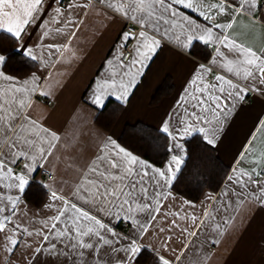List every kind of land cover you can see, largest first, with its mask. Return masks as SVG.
<instances>
[{
    "label": "crops",
    "instance_id": "crops-1",
    "mask_svg": "<svg viewBox=\"0 0 264 264\" xmlns=\"http://www.w3.org/2000/svg\"><path fill=\"white\" fill-rule=\"evenodd\" d=\"M62 1L44 0L41 16L26 27L22 36L23 44L32 47L37 55V59L33 60L36 63L35 71L19 78L8 74L3 68L7 75L15 78L16 86H21L28 80L27 87L31 88L33 76L37 78V90L27 93L31 102L25 109V115L31 116L59 137L43 167L28 175L29 183L25 192L20 194L21 200L16 206L17 214L13 216L14 221L25 225L33 233L42 234L47 233L43 223L47 221L50 225V218L56 214L46 205H61L60 200L53 201L51 193L56 192L60 197L74 201L75 189L84 182L86 175L91 178L87 170L93 161H97L109 141L126 149L146 164L165 168L172 152H169L164 163L159 166L133 153L119 139L127 125L137 123L151 126L163 133L162 121L188 107L183 102L187 99V93L198 86H190L194 69L200 71L198 65L209 69L203 75L205 83H217L216 80L207 81V77L217 71V76H224L239 87H259L253 85L250 80L238 79L227 73L224 68L213 64L214 59H217L219 64L225 63L223 59L216 57L217 47H220L228 59H236L222 44L205 45L202 41H194L186 51L174 40L170 41L165 37L161 40L162 46L142 69V74L136 76L137 82L129 90L126 100H117L116 96L121 92V81L127 82L128 79V76L124 75L127 69L121 67V62L128 65L133 60L134 45L137 43L136 40L125 42L121 39L122 35L128 32L127 24L137 25L141 29L139 32L146 31L149 36L153 33L114 12L105 0H69L67 5H63ZM258 2L261 5L262 0ZM57 8L61 9L62 14L57 15ZM184 11L195 16L189 10ZM262 17L264 11L254 10V14L250 15L238 10L232 18L233 27L224 35L258 54L264 53ZM227 19L217 16L211 24L215 25ZM40 20L44 23L41 24ZM45 25L49 33L47 36L42 35L46 30ZM214 31L219 32L218 29ZM139 32L132 35L138 36ZM1 33L7 32L0 29ZM174 34H179L178 30ZM156 38L159 39V36ZM180 39L184 40V37L181 35ZM49 45L54 47L50 48ZM128 45H131V56L124 62L122 56ZM16 50L20 52L17 45ZM243 67L241 65V76ZM137 68L139 65L133 67L129 75L134 74ZM104 83H114L115 86L108 89L112 94L105 96L103 106L100 107L94 104L93 100ZM10 86L11 82L0 80V88ZM41 92H47L48 95L42 96ZM158 92L164 94L154 102ZM17 95L23 97L25 94ZM109 100L122 103L123 110L113 128L106 130L97 122V117ZM175 126L176 120L172 119L170 129ZM188 139L181 142L185 144ZM252 144L255 147L249 153L247 149ZM171 146L172 141L169 139L168 149ZM112 147V144H108L104 155L109 156ZM210 147L215 149L220 160L229 167L225 182L217 192L206 190L196 202L173 190L176 179L169 189H163L166 193L170 192V195L162 200L155 219L150 220L147 215L138 214L139 219L148 220L150 223L141 241L150 251L142 254L138 264H156L157 254L174 261L175 264H190L200 261L202 257L207 258L203 264H264V203L249 195L251 188L242 190L243 194L238 195L237 186L230 184L228 180L241 163L245 168H251L252 163L264 155V93L248 91L245 100L235 106L233 115L217 143ZM245 156L247 160L242 159ZM99 163L103 167V162ZM18 164L19 162L11 165L15 173L23 170L24 165L21 171L15 170ZM41 169L53 173L54 179L48 182L52 192L46 193L43 190L45 197L37 206L26 194L35 184L33 179L40 177ZM260 182L264 183V180ZM0 192L13 196L16 194L15 189L11 193L3 189H0ZM193 217L196 218L195 222ZM104 222L107 223V220ZM122 224L113 221L111 226L121 237L135 235L129 226L125 228ZM3 237L4 234L0 233V241ZM24 239L30 247L26 248L21 243L10 255L0 248V257L4 258L0 260V264H26V261L28 264H43L47 256L35 255L32 250L43 248L49 242L43 240V235L35 234ZM92 239L95 244L96 239ZM50 242L55 243L58 248L61 247V241L55 238H51ZM125 243V240H120L114 242L113 247L122 248ZM91 255L92 253L88 252L86 256L88 264H97L90 258ZM99 255L103 257L100 264H118L123 253L111 252L107 246H102Z\"/></svg>",
    "mask_w": 264,
    "mask_h": 264
},
{
    "label": "snow or ice",
    "instance_id": "snow-or-ice-1",
    "mask_svg": "<svg viewBox=\"0 0 264 264\" xmlns=\"http://www.w3.org/2000/svg\"><path fill=\"white\" fill-rule=\"evenodd\" d=\"M105 2L117 14L135 21L153 33L152 36L146 31L139 32L138 36H133L131 32L122 35L123 41L136 40L137 43L134 45L133 60L128 65L121 62V67L127 69L124 75L128 76V79L127 82L121 81L119 85L121 92L116 96L117 100H126L129 90L137 82L136 76L142 74V69L162 46L161 40L165 37L170 41L174 40L186 51L194 41H202L205 45L222 44L236 59H228L220 47H217L216 57L223 59L225 63L219 64L218 60L214 59L213 64L224 68L227 73L238 79L250 80L253 85L259 87H239L224 76H216L215 84L205 83L203 75L209 69L204 65H198L200 71L194 69V78L190 81V86H198L187 93V99L183 102L188 107H184L182 112L171 114L161 123V131L172 141L168 151L173 154L165 168L146 164L126 149L109 141L108 144L113 145L110 155H104V150L108 149V144H105L97 161H93L87 170L91 178L86 175L84 182L75 189L74 201L60 197L56 192L51 193L53 201L60 200L61 205L59 207L53 204L46 205L56 212L50 218L52 223L50 225L47 221L43 223V227L47 229L46 234L33 233L25 225L14 221L13 216L17 214L16 206L21 200L20 194L25 192L29 183L28 175L43 167L59 137L31 116L25 115V109L31 102L27 93H34L37 90L39 86L35 83L37 78L33 76L31 88L27 87L28 80L23 85L16 86L15 78L3 71L8 55L6 52H0V80L9 81L12 85L9 88H0V153H2L0 189L6 190L7 193L16 190L15 196L0 192V205H3L0 206V233L4 234L0 248L9 255L21 243L26 248L30 247L24 237L35 234L43 235V240L49 242L43 248L37 247L32 250L35 255L47 256L43 264H88L86 259L88 252L92 253L90 258L100 264L103 261V257L99 255L102 246H107L111 252L123 253L118 264H138L142 254L150 251L141 242L150 223L148 220L139 219L138 214L147 215L150 220H154L159 213L162 200L170 195V192L166 193L163 189L170 188L185 160L189 159L188 150L181 141L198 134L208 146H214L232 117L235 106L245 100L247 92L264 93V53L258 54L224 35L233 27L232 18L238 10L250 15L254 14V10L264 11V6H261L258 0H105ZM43 3L44 0H0V29L10 34L19 47L20 54L31 60H36L37 55L32 47L23 44L22 36L26 27L41 16ZM184 10H189L195 16L187 14ZM56 13L62 14L61 9L57 8ZM217 16L228 19L212 25L211 21ZM261 22H264V17L261 18ZM40 23L43 24L44 21L40 20ZM45 29L42 35L47 36L49 34L47 25ZM216 29L219 32H215ZM176 30L179 34H174ZM181 35L184 40L180 39ZM136 65H139V68L134 74L129 75ZM241 65L244 66L242 76ZM114 86V83L102 84L95 94L93 103L102 107L105 96L112 94L108 89ZM17 93L25 95L21 97ZM40 95L46 96L48 93L41 92ZM172 119L176 120V126L170 129ZM254 147V144L250 145L247 151L251 153ZM242 159L247 160V157ZM17 162L24 164L20 173H15L11 167ZM99 162H103V167ZM228 180L230 184L237 186L238 195L243 194L242 190L251 188L249 195L264 203V183L260 182L264 180V155L260 160L254 161L251 168H245L241 163ZM105 219L107 223L104 222ZM195 219L193 217L194 222ZM113 221L117 224H128L135 235L119 236L111 226ZM219 229L218 225L217 230ZM51 238L61 241V247L58 248L55 243H51ZM92 238L96 239L95 244ZM120 240L126 241L124 246L113 247L114 242ZM3 259L0 257V260ZM206 259L202 257L200 261H193L190 264H203ZM156 264L175 262L157 254Z\"/></svg>",
    "mask_w": 264,
    "mask_h": 264
},
{
    "label": "trees",
    "instance_id": "trees-1",
    "mask_svg": "<svg viewBox=\"0 0 264 264\" xmlns=\"http://www.w3.org/2000/svg\"><path fill=\"white\" fill-rule=\"evenodd\" d=\"M0 52H6L8 55L4 66L8 74L24 78L35 71L36 63L16 50V44L10 34H0ZM163 94L164 92H158L154 102H157ZM122 110V103L109 100L100 111L97 122L104 129L110 130ZM119 140L136 155L159 166L169 155L168 137L157 129L142 123L127 125ZM185 145L189 159L185 161L176 178L173 190L196 202L206 190L217 192L221 188L229 174V167L220 160L215 149L203 142L198 134L188 139ZM26 195L37 206L45 197L43 188L36 183L29 188ZM139 261L141 262V259Z\"/></svg>",
    "mask_w": 264,
    "mask_h": 264
},
{
    "label": "built area",
    "instance_id": "built-area-1",
    "mask_svg": "<svg viewBox=\"0 0 264 264\" xmlns=\"http://www.w3.org/2000/svg\"><path fill=\"white\" fill-rule=\"evenodd\" d=\"M68 3L69 0L62 1L63 5H67ZM261 6H264V0H262ZM126 29L128 32H131L132 34H137L141 30L140 27L132 23H128ZM130 56H131V45H128L123 53L122 60L126 62L129 60ZM218 74L219 73L217 71H213V73L207 77V81L209 82L214 81L215 77ZM49 104H51L50 101ZM23 165H24L23 163L19 162V164L15 167V170L21 171ZM39 176H40L39 178L35 177L33 179V182L38 184L40 187H42L46 193H51L52 191L51 188L48 186V182L54 179V174L48 171L47 169H41L39 172ZM122 226L126 228L128 227V224L123 223Z\"/></svg>",
    "mask_w": 264,
    "mask_h": 264
}]
</instances>
